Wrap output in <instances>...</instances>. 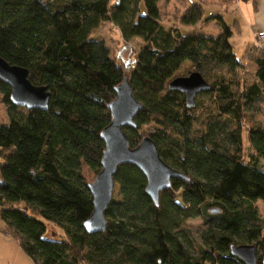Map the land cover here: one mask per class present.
<instances>
[{
	"label": "trees",
	"instance_id": "trees-1",
	"mask_svg": "<svg viewBox=\"0 0 264 264\" xmlns=\"http://www.w3.org/2000/svg\"><path fill=\"white\" fill-rule=\"evenodd\" d=\"M161 1L0 0V56L50 92L47 109H28L12 103L0 78L9 118L0 122V220L36 264H247L232 244H255L263 264L256 201L264 202V125L249 126L245 161L243 119L264 102V48L252 44L240 59L231 43L235 24L222 14L205 18L195 1L177 14L184 30L164 24ZM211 20L217 35L197 30ZM106 22L126 42L143 40L133 61L118 62L105 40L92 37ZM244 58L255 67L251 81ZM185 61L206 80L210 65L230 74L207 80L210 88L199 93L213 96L201 127L192 114L196 98L188 107L184 92L169 88ZM125 76L142 105L136 126L124 127L131 146L147 126L161 157L189 179L172 178L155 204L144 173L121 163L114 176L120 198L113 194L105 210L106 229L91 233L84 226L94 209L88 184L101 170V132ZM196 217L204 223L200 241L187 226ZM48 222L62 228V239L44 236Z\"/></svg>",
	"mask_w": 264,
	"mask_h": 264
},
{
	"label": "water",
	"instance_id": "water-1",
	"mask_svg": "<svg viewBox=\"0 0 264 264\" xmlns=\"http://www.w3.org/2000/svg\"><path fill=\"white\" fill-rule=\"evenodd\" d=\"M28 69L9 63L0 56V78L11 87L10 100L22 107L47 109L50 92L45 86L36 85L28 77ZM169 88L184 92L188 107L195 105L196 96L210 88V83L199 71H192L186 76H176L169 82ZM116 97L109 103L110 123L102 130L101 137L105 149L101 158V170L95 179L88 184L93 197L94 209L84 222L88 232L104 231L107 226L105 210L108 207L115 189L114 176L121 163H132L146 176V191L158 204L160 192L171 186L172 178L189 179L188 175L169 165L161 157L156 142L145 135L134 147L124 130L125 126L135 127L134 117L142 108L134 97L133 88L127 76L115 87ZM210 212H220L211 208ZM231 252L247 264H257L255 244H232ZM264 264V255L262 258Z\"/></svg>",
	"mask_w": 264,
	"mask_h": 264
},
{
	"label": "rangeland",
	"instance_id": "rangeland-1",
	"mask_svg": "<svg viewBox=\"0 0 264 264\" xmlns=\"http://www.w3.org/2000/svg\"><path fill=\"white\" fill-rule=\"evenodd\" d=\"M199 2L201 5L205 6L207 5L208 8L204 11V17H208L212 14H215L217 12H224L230 11L233 7H235L237 4V12L234 11V16H239L242 23L245 24V20L249 19L253 15V7L251 5L250 0H238L236 3L233 2V0H167L166 2L162 0L160 2V8H161V14L163 17V22L166 25H172L177 24L180 27H182L179 24L178 16L177 14L182 13L188 6H190L193 2ZM236 6V7H237ZM242 8V11L240 10ZM235 9V8H234ZM237 14V15H236ZM228 18V17H227ZM198 27V31L204 34L209 35H217L219 31L218 24L216 21H203ZM236 28V26H235ZM184 30H188V27H182ZM244 27H242V36L240 38L234 39V43L236 41H242V39H245L247 37V40L245 41L246 44L250 41H252V34L247 31V28L245 27V30H243ZM241 30V27H240ZM248 35H250L248 37ZM95 39H103L105 40V43L109 46L111 53L113 57L121 63H127L133 61V59L136 57L137 50L144 44L143 40L141 38H135L132 41L126 42L117 27L112 25L109 22L104 23L98 30L95 31V33L92 36ZM255 42L257 43V39L255 38ZM241 45L240 43L236 45V51L237 55L240 59H242V54L245 49V45ZM192 63L190 61H185L180 69L175 73V76H186L189 75L193 70L191 69ZM212 67L211 73H208L207 80L209 82H213L215 78L218 75H226L227 77L230 76L228 72V67H216L213 65H210ZM243 68L245 69V75L248 79V81L253 80V74H254V65L248 61V59L243 60ZM243 69V70H244ZM196 100L199 102L198 106L192 111V114L195 117L194 123L196 127H201L203 123V118L206 116V113L204 111V108L208 105H211L213 103V96L211 93H202L199 94L196 97ZM246 118L243 119V142H244V155H245V161H249V153L252 152L251 146L249 144L248 140V128L252 125H264V102H257L251 105L246 110ZM9 120L8 118V105L3 100V95L0 92V122H7ZM147 126L143 128L146 132L148 130L146 129ZM234 127V124L229 122V128L232 129ZM144 133V135H147V133ZM260 164L264 167V159L260 160ZM95 176L91 175V179L94 180ZM118 186H116L114 191V197L116 199H119L118 194ZM256 205L258 207V212L260 214V217L263 221L264 225V202L261 200L256 201ZM187 226L191 231L192 236L200 241V234L204 228V223L201 217L196 218H190L187 221ZM64 235V232L62 228L54 224L53 222H48V228L45 233V237L47 238H54V239H62Z\"/></svg>",
	"mask_w": 264,
	"mask_h": 264
},
{
	"label": "crops",
	"instance_id": "crops-1",
	"mask_svg": "<svg viewBox=\"0 0 264 264\" xmlns=\"http://www.w3.org/2000/svg\"><path fill=\"white\" fill-rule=\"evenodd\" d=\"M238 0H233L237 2ZM253 7V15L249 19L245 20V24L242 23L239 16H234L233 12H237L239 4L233 7L230 11L217 12L224 16L228 23L235 24L234 34L231 37V43L236 51V45L246 44L247 37L242 39V41L233 42L234 39L240 38L242 36V27L252 34V41L248 42L245 46L242 57H244L245 51L252 45L256 44L255 38L258 31H264V0H250ZM255 2V3H254ZM204 11L208 8L207 5H203ZM235 8V9H234ZM242 11V8L240 9ZM243 13V11L241 12ZM244 14V13H243ZM237 15V14H236ZM228 17V18H227ZM241 27V30H240ZM250 35H248L249 37ZM264 48V45H263ZM237 53V51H236ZM245 59V58H244ZM247 59V58H246ZM0 264H36L35 261L24 251V249L19 245L18 240L11 234L10 231L5 229V224L0 220Z\"/></svg>",
	"mask_w": 264,
	"mask_h": 264
},
{
	"label": "built area",
	"instance_id": "built-area-1",
	"mask_svg": "<svg viewBox=\"0 0 264 264\" xmlns=\"http://www.w3.org/2000/svg\"><path fill=\"white\" fill-rule=\"evenodd\" d=\"M256 39H257V43L256 44L259 47H263V45H264V31H258L256 33Z\"/></svg>",
	"mask_w": 264,
	"mask_h": 264
}]
</instances>
